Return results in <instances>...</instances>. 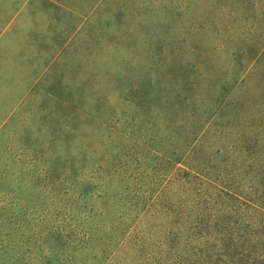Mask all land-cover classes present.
Masks as SVG:
<instances>
[{"label": "rangeland", "instance_id": "1", "mask_svg": "<svg viewBox=\"0 0 264 264\" xmlns=\"http://www.w3.org/2000/svg\"><path fill=\"white\" fill-rule=\"evenodd\" d=\"M78 23L0 0V264H264V0Z\"/></svg>", "mask_w": 264, "mask_h": 264}, {"label": "trees", "instance_id": "2", "mask_svg": "<svg viewBox=\"0 0 264 264\" xmlns=\"http://www.w3.org/2000/svg\"><path fill=\"white\" fill-rule=\"evenodd\" d=\"M52 1L59 2L62 5L66 14H68L71 18H73L75 20H79V23L77 25L73 26V28L67 34L65 42L69 41L71 39V37L74 35V33L77 31V29L79 28V26L82 22L83 17L90 15L92 13L93 9L95 8V6L100 2V0H52ZM53 57H54V55H53ZM53 57H51V59H49V62L54 59ZM205 107H206L205 103H198L197 104V111L199 114H203V116H201V117L205 120H204L203 124H201V127L198 128L194 132L196 140L200 134H203L207 130L208 125L211 122L212 117L214 115H216L217 113H219V110H216L215 112H213V114H210V112H208V111L206 112L205 109H207V108H205ZM97 115H98V117H100V119H102L100 114H97ZM245 204L247 205V208L248 207L254 208L253 204H250L249 202H245ZM247 235H248V233H246L244 236H247ZM244 236H242V237H244ZM228 239L237 245L247 243V240H244L243 238H239L238 242H235L233 238H228L226 235L223 238V240H228ZM226 244H228V241L226 242ZM229 245H230V243H229ZM224 248H225V246L222 248V250ZM92 251H94V250H92ZM230 253H228V257L226 258L225 261H223L218 256H216V254L212 255L211 258L213 259L214 264H243V263H234L235 261L233 259H230ZM263 255L264 254L262 252V254L259 256L258 259H260V257H262ZM94 256H96V255H94ZM94 259L96 261V257ZM241 259L243 260V255L241 256ZM98 260H101V257ZM249 262H250V260H249ZM256 262L259 264L261 263L260 261H256ZM250 263L255 264L254 261L250 262ZM106 264H110V263L107 262Z\"/></svg>", "mask_w": 264, "mask_h": 264}, {"label": "crops", "instance_id": "3", "mask_svg": "<svg viewBox=\"0 0 264 264\" xmlns=\"http://www.w3.org/2000/svg\"><path fill=\"white\" fill-rule=\"evenodd\" d=\"M29 1H30V0H25V3H26V2H29ZM49 1H50V0H49ZM56 2H57V1H56Z\"/></svg>", "mask_w": 264, "mask_h": 264}]
</instances>
